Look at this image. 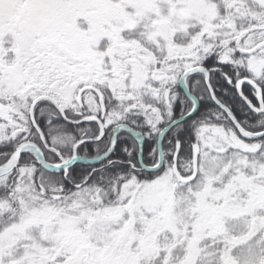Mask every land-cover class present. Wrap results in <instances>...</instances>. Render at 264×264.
Here are the masks:
<instances>
[{"label": "snow or ice", "instance_id": "6c2138e0", "mask_svg": "<svg viewBox=\"0 0 264 264\" xmlns=\"http://www.w3.org/2000/svg\"><path fill=\"white\" fill-rule=\"evenodd\" d=\"M0 264H264V0H0Z\"/></svg>", "mask_w": 264, "mask_h": 264}]
</instances>
